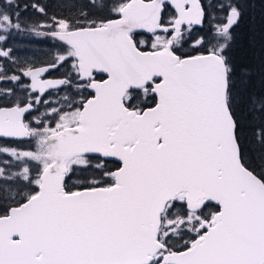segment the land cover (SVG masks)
Returning a JSON list of instances; mask_svg holds the SVG:
<instances>
[{
  "label": "snow or ice",
  "instance_id": "obj_1",
  "mask_svg": "<svg viewBox=\"0 0 264 264\" xmlns=\"http://www.w3.org/2000/svg\"><path fill=\"white\" fill-rule=\"evenodd\" d=\"M0 264H264V0H0Z\"/></svg>",
  "mask_w": 264,
  "mask_h": 264
},
{
  "label": "rangeland",
  "instance_id": "obj_2",
  "mask_svg": "<svg viewBox=\"0 0 264 264\" xmlns=\"http://www.w3.org/2000/svg\"><path fill=\"white\" fill-rule=\"evenodd\" d=\"M10 39L13 40L11 47L14 49V55L19 59L40 62L48 58L47 51H50L48 43L52 44V41L27 34L15 35Z\"/></svg>",
  "mask_w": 264,
  "mask_h": 264
},
{
  "label": "flooded vegetation",
  "instance_id": "obj_3",
  "mask_svg": "<svg viewBox=\"0 0 264 264\" xmlns=\"http://www.w3.org/2000/svg\"><path fill=\"white\" fill-rule=\"evenodd\" d=\"M48 45H49V50L51 51V45H52V44H49V43H48ZM46 48H47V47H46ZM50 51H47V54H48ZM50 75H51L52 77H56V76L59 75V73H57V72H52Z\"/></svg>",
  "mask_w": 264,
  "mask_h": 264
},
{
  "label": "trees",
  "instance_id": "obj_4",
  "mask_svg": "<svg viewBox=\"0 0 264 264\" xmlns=\"http://www.w3.org/2000/svg\"><path fill=\"white\" fill-rule=\"evenodd\" d=\"M42 39H40V41H41ZM13 40L12 39H10L9 41H8V44H9V46H11V45H13V42H12ZM44 45V44H43Z\"/></svg>",
  "mask_w": 264,
  "mask_h": 264
}]
</instances>
